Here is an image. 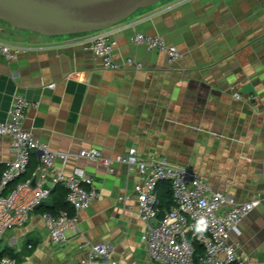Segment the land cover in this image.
Returning <instances> with one entry per match:
<instances>
[{"label": "crops", "instance_id": "1", "mask_svg": "<svg viewBox=\"0 0 264 264\" xmlns=\"http://www.w3.org/2000/svg\"><path fill=\"white\" fill-rule=\"evenodd\" d=\"M106 31L116 41L114 70L84 47L89 33L40 36L0 21L8 34L0 40L28 47L12 61L0 55V120L21 96L33 104L23 127L53 150L95 148L112 159L134 146L143 158L197 172L212 191L237 202L261 196L264 0H163ZM137 33L163 37L180 58L168 63L164 53L133 44ZM127 58L141 69L124 65ZM13 158L9 139L0 137V161ZM36 162L32 154L20 180L31 178ZM74 166L93 176L100 193L78 212L76 231L52 244L35 210L4 233L0 251L12 250L18 264H82L91 246L105 243L111 251L98 264H154L140 242L136 170L111 163L110 171L81 158L68 160L65 172ZM230 239L245 264H264V206L242 219Z\"/></svg>", "mask_w": 264, "mask_h": 264}, {"label": "built area", "instance_id": "2", "mask_svg": "<svg viewBox=\"0 0 264 264\" xmlns=\"http://www.w3.org/2000/svg\"><path fill=\"white\" fill-rule=\"evenodd\" d=\"M89 34L84 47L102 60L105 69L119 68L113 61L116 41L109 32L105 29ZM132 43L164 53L168 63L177 61L181 56L178 49L161 36L137 33ZM27 50L26 46L0 40V55L7 61ZM124 65L141 69V64L131 58L125 59ZM52 86L48 84V87ZM233 96L240 98L238 93ZM32 105L28 99L16 96L8 110V118L0 120V137L9 139V147L14 154L12 160L0 161V241L7 230L21 227L28 221L36 207L48 198L50 189L47 186L56 184L63 185L70 210H61L56 214L43 212L40 218L48 229L52 244L62 242L66 232H75L78 212L88 208L100 195L93 176L83 167L74 166L69 173L65 172L68 160L84 158L100 162L110 171L111 163L136 170L137 181L132 188L143 223L140 242L154 264H196L195 242L203 248L202 253L197 255V262L245 264L230 239V233L251 211L264 206V192L249 201L237 202L227 194L212 191L207 180L197 172L143 158L134 146L112 159L101 158L95 148H83L75 153L53 150L36 138L31 130L23 127L25 112ZM32 154L37 155V162L31 178L20 180ZM57 161L61 163L60 168L56 166ZM161 181L169 183L172 195V205L162 215L159 213L157 192ZM202 218L206 224L198 230V222ZM110 251L108 244H95L81 263L98 264V259L108 256ZM0 264H18V261L13 256L1 255Z\"/></svg>", "mask_w": 264, "mask_h": 264}, {"label": "water", "instance_id": "3", "mask_svg": "<svg viewBox=\"0 0 264 264\" xmlns=\"http://www.w3.org/2000/svg\"><path fill=\"white\" fill-rule=\"evenodd\" d=\"M163 0H0V21L40 36L93 33ZM34 185V180L31 181Z\"/></svg>", "mask_w": 264, "mask_h": 264}, {"label": "trees", "instance_id": "4", "mask_svg": "<svg viewBox=\"0 0 264 264\" xmlns=\"http://www.w3.org/2000/svg\"><path fill=\"white\" fill-rule=\"evenodd\" d=\"M2 22V21H1ZM2 166L0 165V169ZM62 185L56 184L52 190H50L49 196L46 200L42 201L37 207L36 211L41 213L47 212L50 214H56L61 210H70L68 204L65 200V191H62ZM157 192L159 198V213L162 215L165 211L169 210L172 205V195L169 183L167 181H161L157 185ZM195 261L197 262V255H200L203 251L202 245L195 242ZM10 255L17 259V254H15L12 250L5 248L0 251L1 255ZM18 261V259H17Z\"/></svg>", "mask_w": 264, "mask_h": 264}, {"label": "clouds", "instance_id": "5", "mask_svg": "<svg viewBox=\"0 0 264 264\" xmlns=\"http://www.w3.org/2000/svg\"><path fill=\"white\" fill-rule=\"evenodd\" d=\"M206 224V221L202 218L199 222H198V230H201Z\"/></svg>", "mask_w": 264, "mask_h": 264}, {"label": "rangeland", "instance_id": "6", "mask_svg": "<svg viewBox=\"0 0 264 264\" xmlns=\"http://www.w3.org/2000/svg\"><path fill=\"white\" fill-rule=\"evenodd\" d=\"M5 37H8V34L7 33H2V32H0V38H5Z\"/></svg>", "mask_w": 264, "mask_h": 264}]
</instances>
